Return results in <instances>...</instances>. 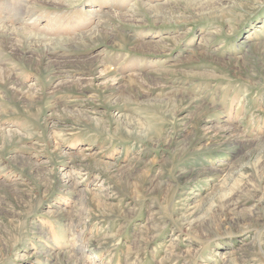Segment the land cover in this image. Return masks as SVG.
Segmentation results:
<instances>
[{"label": "rangeland", "instance_id": "rangeland-1", "mask_svg": "<svg viewBox=\"0 0 264 264\" xmlns=\"http://www.w3.org/2000/svg\"><path fill=\"white\" fill-rule=\"evenodd\" d=\"M181 1L0 0V264H264V0Z\"/></svg>", "mask_w": 264, "mask_h": 264}, {"label": "bare ground", "instance_id": "bare-ground-1", "mask_svg": "<svg viewBox=\"0 0 264 264\" xmlns=\"http://www.w3.org/2000/svg\"><path fill=\"white\" fill-rule=\"evenodd\" d=\"M180 4H182L184 7H185V9H190V8H192L193 10H202V11H216V9H214V7H213V5L212 4H210L209 2H193V1H188V0H183V1H181V2H178V5L180 6ZM162 5V4H161ZM183 6H181V7H183ZM158 7V6H157ZM160 7V6H159ZM137 8H138V10L139 11H142V12H144L145 14H147V15H149V14H151V15H153V16H158L159 14H160V12H163L164 13V11L165 10H168V11H172V8H170V7H168V8H161V9H159V10H157V11H154V12H152V13H150L151 11H148V10H146V9H144L143 8V6L142 5H138L137 6ZM137 8H135V9H137ZM176 9V8H175ZM224 9V8H223ZM217 10H219V9H217ZM221 10V9H220ZM167 15V14H166ZM169 15V14H168ZM150 16V15H149ZM159 17H160V15H159ZM162 17V16H161ZM164 18V17H163ZM14 33L12 32V31H10V30H8L7 28H1L0 27V34L2 35V39H0V41H1V43H7V44H9L10 42V39L12 38V37H16V38H20L21 40H23V41H25V40H27L30 36H31V34L27 31V30H25V29H14ZM93 34H95V32H89V33H85V34H83L81 37H80V41H81V43H83L86 39L88 40V39H92V36H93ZM34 37V36H33ZM32 37V38H33ZM39 41L40 40H43V39H41V38H38V37H36ZM38 41V42H39ZM59 41H61V40H59ZM59 41H56V42H58V44H59ZM45 42H47V41H45ZM66 42V41H65ZM49 43H52V42H49ZM48 44V43H47ZM71 46V45H70ZM63 48V47H62ZM45 50H49L48 49V47H47V49L45 48ZM44 51V50H43ZM34 53V52H33ZM23 58L25 59V58H27V57H25L24 55H23ZM3 71V70H2ZM3 76H4V74H3ZM8 76V75H7ZM3 78V77H2ZM8 78V77H7ZM6 80H8V79H6ZM2 81V80H1ZM10 87V86H9ZM15 88V87H14ZM16 89V88H15ZM20 89V88H19ZM19 91V90H18ZM185 96V95H184ZM14 97V96H13ZM180 98H181V96H180ZM30 100V99H29ZM186 100H188V97L186 98V96H185V98H184V101H186ZM196 103V102H195ZM191 104V103H190ZM192 107H194V106H192ZM206 108V107H205ZM204 108V109H205ZM202 109V108H201Z\"/></svg>", "mask_w": 264, "mask_h": 264}]
</instances>
